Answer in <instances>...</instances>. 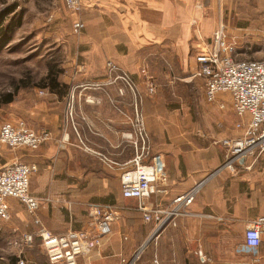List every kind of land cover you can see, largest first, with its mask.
<instances>
[{
	"label": "crops",
	"instance_id": "1",
	"mask_svg": "<svg viewBox=\"0 0 264 264\" xmlns=\"http://www.w3.org/2000/svg\"><path fill=\"white\" fill-rule=\"evenodd\" d=\"M225 4L83 0L86 27L78 41L87 68L77 65L68 72L75 69L76 77L89 75L91 80L107 78L106 62L112 59L131 75L135 88L132 91L121 81L64 80L59 87L64 93L50 92L56 100L43 109L41 120L38 110L29 114L32 121L38 116L34 129L47 126L52 139L36 150L0 144V169L15 161L37 166L30 188L41 201L33 216L19 210L26 209L22 203L9 200L11 221L0 226V264H18L21 258L26 264H49L41 240L36 237L27 246L20 240L23 234L41 228L52 233L90 230V203L119 208L124 226L134 215L130 205L165 208L195 186L199 190L188 214L153 237L152 258L126 260L127 247L116 241L119 236L129 238L127 227L104 237L102 245L81 256L78 264H264V233L256 249L245 242L246 228L264 213V154L251 168L246 164L234 173L219 170L225 155L220 140L242 135L247 118L234 112L230 95L219 94L209 102L204 80L194 76L196 47L211 42L214 32L233 20ZM227 39L234 40L229 34ZM148 78L156 86L154 94L148 93ZM136 103L145 119L151 153L164 163L160 184L167 190L141 200L124 198L120 181L134 156L126 134L133 129ZM138 212L137 252H144L155 224Z\"/></svg>",
	"mask_w": 264,
	"mask_h": 264
},
{
	"label": "built area",
	"instance_id": "2",
	"mask_svg": "<svg viewBox=\"0 0 264 264\" xmlns=\"http://www.w3.org/2000/svg\"><path fill=\"white\" fill-rule=\"evenodd\" d=\"M63 1L69 9L80 13L83 11V0ZM85 26L82 19L76 20L73 23L74 32L79 34ZM227 36L225 27L222 26L214 32L209 44L202 43L196 47L198 68L194 76L204 80L205 97L209 102H215L219 94L230 95L234 112L240 118H247L242 135L226 137L219 142L225 150L224 162L219 170L227 169L234 173L246 164L251 168L264 154V58L237 60L234 51L236 41H228ZM106 68L108 75L103 83L121 81L134 91L133 78L128 72L122 71L115 61L107 60ZM155 92V84L148 80V93ZM134 110L133 129L126 134L131 141L134 156L130 160V167L121 172L120 181L124 198L141 200L156 193L164 194L167 190L160 184L165 175V166L159 155L151 153L150 136L138 103ZM51 139L50 131L35 132L23 122H0V144L9 148L36 150ZM242 159L244 162H241ZM36 171L35 164L22 161L12 162L0 169V222L11 218L10 199L19 201L30 214L36 216L41 201L32 194L30 188L31 177ZM198 190L199 186H195L187 193L177 195L171 205L165 208L147 207L143 204L137 208L142 212L144 221L155 224V233L164 225V228L176 225L180 216L188 214L187 209L195 200ZM89 216L92 219L90 230L70 229L64 233H52L41 228L33 234H23L20 240L31 246L38 237L49 264H78L81 256L96 251L102 245L103 238L112 233L120 211L113 206L91 204ZM263 233L264 213L246 228V245L258 248L262 243ZM18 264H26L25 259L21 258Z\"/></svg>",
	"mask_w": 264,
	"mask_h": 264
},
{
	"label": "rangeland",
	"instance_id": "3",
	"mask_svg": "<svg viewBox=\"0 0 264 264\" xmlns=\"http://www.w3.org/2000/svg\"><path fill=\"white\" fill-rule=\"evenodd\" d=\"M224 3L228 8V16L231 12L233 19L230 25L228 22L225 30L236 41V59L264 58V0H224ZM81 13L69 9L63 0H0V31L1 28L5 29L0 34V100L4 94L15 92L13 101L0 107V122H23L35 132L50 131L47 126L34 129V125L38 123L32 122H35L38 116L32 121L29 114L32 109H36L40 112L41 120L43 109L49 108L56 100L50 95L48 88H41L46 83L45 79L51 69L59 73L58 80L61 82L68 80L87 84L105 81L106 77L91 80L89 75H77L78 78L74 74L75 69L71 74L68 72V67L76 68L77 65L87 68L78 41L84 30L76 34L73 29V23L82 19ZM14 118L16 119L11 120ZM91 204L93 203L89 205ZM129 207L134 215L123 226L120 214L112 232L126 230L128 227L130 236L127 240L119 236L116 243L127 247L125 257L128 261L152 258L151 248L155 237L144 252H137L141 247L137 233L141 219L137 204ZM19 210L28 212L25 208ZM118 210L120 211L119 208ZM9 222L2 221L0 226ZM116 223L120 224L121 228L116 229ZM132 225L134 226L131 227Z\"/></svg>",
	"mask_w": 264,
	"mask_h": 264
},
{
	"label": "trees",
	"instance_id": "4",
	"mask_svg": "<svg viewBox=\"0 0 264 264\" xmlns=\"http://www.w3.org/2000/svg\"><path fill=\"white\" fill-rule=\"evenodd\" d=\"M4 30H5L4 28H1L0 34H2ZM58 74L59 73L54 71V69H51L48 72V74H47V78L45 79L46 83L43 84L41 86V88H48L50 92H54V93H57V94H59V93L63 94L64 91L59 88L60 84L62 82L60 80H58ZM14 96H15V92L14 91L12 93L4 94L2 96V99L0 100V107L2 105H5V104H8V103L12 102Z\"/></svg>",
	"mask_w": 264,
	"mask_h": 264
},
{
	"label": "water",
	"instance_id": "5",
	"mask_svg": "<svg viewBox=\"0 0 264 264\" xmlns=\"http://www.w3.org/2000/svg\"><path fill=\"white\" fill-rule=\"evenodd\" d=\"M241 162H244V159L241 160ZM165 226V225H164ZM164 226H162L157 232H155L153 235H152V238L155 237L156 235L159 234V232L164 228ZM144 247V246H143Z\"/></svg>",
	"mask_w": 264,
	"mask_h": 264
}]
</instances>
